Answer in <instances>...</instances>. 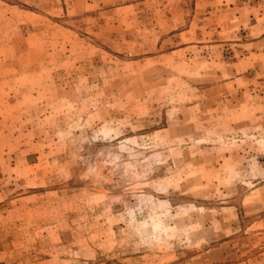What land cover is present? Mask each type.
<instances>
[{"label":"rangeland","instance_id":"obj_1","mask_svg":"<svg viewBox=\"0 0 264 264\" xmlns=\"http://www.w3.org/2000/svg\"><path fill=\"white\" fill-rule=\"evenodd\" d=\"M0 264H264V0H0Z\"/></svg>","mask_w":264,"mask_h":264}]
</instances>
